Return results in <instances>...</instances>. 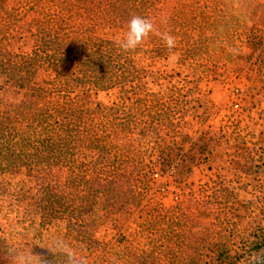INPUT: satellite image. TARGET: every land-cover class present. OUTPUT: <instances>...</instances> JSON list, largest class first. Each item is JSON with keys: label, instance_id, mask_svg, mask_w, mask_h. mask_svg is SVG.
Masks as SVG:
<instances>
[{"label": "rangeland", "instance_id": "obj_1", "mask_svg": "<svg viewBox=\"0 0 264 264\" xmlns=\"http://www.w3.org/2000/svg\"><path fill=\"white\" fill-rule=\"evenodd\" d=\"M13 2L0 6L10 10ZM140 4L136 14L78 31L113 48L121 65L111 87L77 86L89 107L107 113L96 129L107 134L114 123L118 132L103 149L74 154L106 179L87 175L89 207L69 229L63 216L44 214L51 195L70 199L81 189L68 166L0 169V264H12L16 251L29 252L35 264H66L58 240L87 264H251L264 257V0ZM133 15L170 30L176 47L150 34L133 51L119 48L114 41ZM36 19L29 12L12 23L0 49L30 53ZM55 76L57 68L39 64L34 83L50 87ZM21 97L0 75V121Z\"/></svg>", "mask_w": 264, "mask_h": 264}, {"label": "trees", "instance_id": "obj_2", "mask_svg": "<svg viewBox=\"0 0 264 264\" xmlns=\"http://www.w3.org/2000/svg\"><path fill=\"white\" fill-rule=\"evenodd\" d=\"M141 1L131 6V0H14L10 10L0 6V36L25 14L38 15L30 53L21 55L0 49V75L22 92L6 119L0 121V169L68 166L81 189L70 199L51 195L44 214L63 216L69 229L75 228L73 220L76 222L89 207L91 190L87 175L97 181L106 179L101 178L103 171L75 161V151L88 147L103 149L101 143L113 141L118 134L114 123L110 133L101 134L96 129L102 126L107 113L101 105L89 107V102L80 97L83 87L77 86L111 87L121 65L113 58V48L81 39L78 31L82 25H107L121 13L136 14ZM39 64L57 68L50 87L34 83ZM108 148L115 146L110 144ZM107 193L110 199L111 191Z\"/></svg>", "mask_w": 264, "mask_h": 264}, {"label": "clouds", "instance_id": "obj_3", "mask_svg": "<svg viewBox=\"0 0 264 264\" xmlns=\"http://www.w3.org/2000/svg\"><path fill=\"white\" fill-rule=\"evenodd\" d=\"M161 23H166L162 18ZM158 35L166 44L169 50L176 47L177 39L170 30L159 31L155 22L140 15H133L128 21L127 31L114 43L124 51L137 49L143 41L150 35ZM55 250L67 257L66 264H87V259L78 255L63 240H58ZM12 264H35L34 257L26 251H16L11 254ZM251 264H264V257H253Z\"/></svg>", "mask_w": 264, "mask_h": 264}]
</instances>
